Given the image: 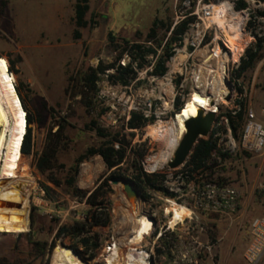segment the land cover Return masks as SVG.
Listing matches in <instances>:
<instances>
[{
    "label": "rangeland",
    "instance_id": "rangeland-1",
    "mask_svg": "<svg viewBox=\"0 0 264 264\" xmlns=\"http://www.w3.org/2000/svg\"><path fill=\"white\" fill-rule=\"evenodd\" d=\"M198 1L89 0L85 14L87 25L80 29V37L74 38L76 0H0V56L11 64L9 73L24 101L25 118L29 112L33 120L31 151L23 155L21 162L27 169L19 172L22 175L16 180H0V257L16 264H54V248L62 246L72 251V244L80 246L68 236L57 237L56 232L61 224L82 221L88 209L79 195L87 194L79 181L88 175L83 172L85 165L81 170L80 165L93 163L100 157L96 153L79 162L76 159L87 148H98L103 142L88 126L91 121L111 134H125L137 151L146 148L141 162L143 170L162 175L159 180L162 189L144 186L138 198L130 197L123 181L110 180L106 193L110 223L93 229L100 240L95 257L82 259L75 254L77 258L87 264L101 263L106 255L102 253L104 242L113 234L120 237L123 231L121 211L131 210L128 204L137 199L143 202L145 213L155 214L162 222L168 221V217H164L168 206L164 189L171 186V177L184 171V165L177 169L164 165L155 170L150 168L152 161L167 147V138L150 127L157 122L166 124L173 118L175 100L179 98V104L183 105L193 87L197 51L204 46H214V25L199 32L200 26L206 23V18L201 20V8L207 0ZM212 1L217 4H211L210 8L226 3ZM230 1L235 7L238 0ZM244 1L246 7L234 10L238 13L233 11L236 17L221 30L217 39L219 49L229 56L227 79L232 83L231 98L220 103L217 121L227 116L228 111L239 110L242 102L243 114L244 109L250 107L264 123V42L253 66L237 75L245 50L255 44L264 29V2ZM186 15H194L195 19L181 43L174 44V54L166 61L167 71L163 76L150 74L154 63L150 55V62L137 69V78L130 85L110 84L103 76L98 81L99 90L91 112L85 110L79 96L72 95L73 77L80 70L96 65L99 60L113 61L125 48L126 41L129 44L144 42L155 17L163 21L156 39H166L169 36L166 26H173ZM177 54L182 57L171 65ZM129 58L123 51L121 62ZM167 81L173 87L170 99L161 85ZM131 111L142 112L148 118L145 125L127 128ZM63 120L66 122L62 131L64 138L57 145L52 167L40 172L36 161L47 144V133L50 129L56 131L58 122ZM217 128L220 135L215 137L214 153L219 155V150H226L229 156L220 163L212 157L209 164L215 171L217 183L236 188V209L231 214L192 209L191 219L183 228L174 227L169 241L164 240L165 245L152 237L142 244L149 254V264H249L244 252L251 240V222L264 215V151L256 154L242 149L240 126L233 130L229 122H219ZM102 164L104 169L91 186L93 189L109 173L105 163ZM122 167L126 168L127 163ZM30 176L32 189L31 182L28 189L23 180ZM71 176L73 183L69 186L66 180ZM187 201L190 200L187 198ZM31 242L37 245L34 247ZM38 251L42 254L36 256ZM255 264H264V248Z\"/></svg>",
    "mask_w": 264,
    "mask_h": 264
},
{
    "label": "trees",
    "instance_id": "trees-1",
    "mask_svg": "<svg viewBox=\"0 0 264 264\" xmlns=\"http://www.w3.org/2000/svg\"><path fill=\"white\" fill-rule=\"evenodd\" d=\"M258 1L264 2V0ZM88 2L89 0H76L75 2L74 38H79L80 29L87 25L85 14L89 8ZM245 7L246 2L244 0H238L236 2V10ZM194 19V15H186L173 26H171V24L166 26V31L169 32V36L166 37V39H156L157 29L163 26V21L159 18H154L151 26L148 28L144 42H133L129 44V42L126 41L125 48L119 52L113 61L105 63L99 60L96 65H89L85 70H80L73 77L72 95L79 96L80 102L85 107V110L91 112L99 90L97 84L103 76L110 84H120L123 86L130 85L137 78V69L142 68L144 64L150 62L148 60V56L150 55L153 56L154 59L150 74L158 77L163 76L167 71L165 63L174 54V44L179 45L181 43L182 36L185 34L190 24L193 23ZM109 38L113 41L114 37L110 34ZM263 42V38H258L253 46H250L245 50V54L241 57L237 70L238 76L251 68L254 62L259 58L263 48ZM226 45L229 47L228 44ZM123 51H126L130 58L128 61L122 63L121 59ZM8 65L9 70H11V64L9 63ZM15 89L18 93L21 104L25 107L19 89L16 87ZM174 105L177 112L182 106V104H179V98L175 100ZM231 111H234L235 113L232 114ZM227 118L232 129L236 130L241 125L243 119V103L240 102L239 110L234 109L228 111ZM147 120L148 118L142 112L131 111L130 118L126 122V127L130 129L139 128L145 125ZM32 122L33 120L30 117L29 112H27L26 131L22 138L20 156L16 166L17 177L22 175V173L20 174L19 172L27 169L21 162L23 155H27L31 151L32 137L30 124ZM65 123L64 120L63 122H58V128L56 131L52 132V129L48 131L47 144L36 161V167L40 172L51 169L57 145L64 138L62 131L66 125ZM88 126L94 130L98 136L103 138V142L98 148H87L83 154L78 156L76 161L79 162L83 158L97 153L102 157L109 173L89 194H79L73 189L77 195L79 194L80 197L84 199V203L88 206V209L84 214V219L82 221H75L72 224H61L56 232L57 237L68 236L80 244V246L72 244L70 248L82 259H93L95 257V250L100 245L99 237L93 229L95 227H105L110 223V213L106 197L110 180H127L139 192L144 186H149L154 189H162V186L159 184L162 175L158 173L148 174L143 170L141 162L145 156L146 148L142 147L137 151L134 146L130 145L125 134H120L119 132L111 134L96 125L94 121H91ZM216 145V138L213 137V132L208 138L200 139L194 146L192 153L183 166L184 172H187V175L193 177V174H200L205 170H209V175H213L215 171L209 163L212 158V153L216 150ZM218 153L222 160H225L229 156L225 151L219 150ZM124 163H127L126 168L122 167ZM129 169H131V172L128 173L127 171ZM66 183L69 186H72L73 177H69L66 180ZM32 187L33 183L31 177V189ZM31 243L34 247L37 245V242ZM51 245L53 246V244ZM157 251L159 252L160 250ZM41 254L42 252L38 251L35 255L39 256ZM0 264L16 263L7 260L4 257H0Z\"/></svg>",
    "mask_w": 264,
    "mask_h": 264
},
{
    "label": "bare ground",
    "instance_id": "bare-ground-1",
    "mask_svg": "<svg viewBox=\"0 0 264 264\" xmlns=\"http://www.w3.org/2000/svg\"><path fill=\"white\" fill-rule=\"evenodd\" d=\"M224 2L226 3L215 5L212 8H210L211 5L207 7L206 23L204 22L205 24L200 26L201 30L199 32H202L208 26L211 27L210 25H214L216 37L212 48L204 46L197 51L198 64L193 72V87L188 98L181 108L174 113L170 121L166 124L157 122L152 125L153 127H150V130H155L156 134H163L167 138V147L158 154L156 159L151 160L152 163L150 161L152 170L161 168L172 158L174 150L185 132L184 121L187 118L196 116L200 110L203 112L217 110L216 106L220 105L229 94L227 83L229 56L219 49L217 39L221 30L229 26L236 17L235 13L238 12L233 10L231 3ZM199 32L197 35H199ZM181 57V54L174 56L171 65ZM161 85L166 96L170 99L173 94L172 85L169 81L162 82ZM213 101L215 105L211 106ZM25 131V111L13 84V78L9 73L8 63L3 56H0V180L17 179L16 166ZM84 165L83 172L88 175L79 181V186L82 188L91 186L92 182L104 169L99 158H95L93 163H85ZM30 179L31 177H23L28 189ZM126 190L130 194L129 196L132 197L128 186ZM121 200L127 203L125 198L121 197ZM128 205L131 210L121 211L120 219L123 231L118 244L115 245L111 253H105V259L98 264H149L147 252L141 248V244L145 242L146 236L150 234L153 227L143 210L144 204L141 200L137 199L135 203ZM166 212L171 213L169 217L170 226L185 217H189L192 213L189 208L173 201H168ZM122 246L126 247L125 251L122 250ZM132 251H135L136 254ZM76 255L68 248L56 247L54 248V264H87L77 258Z\"/></svg>",
    "mask_w": 264,
    "mask_h": 264
},
{
    "label": "built area",
    "instance_id": "built-area-1",
    "mask_svg": "<svg viewBox=\"0 0 264 264\" xmlns=\"http://www.w3.org/2000/svg\"><path fill=\"white\" fill-rule=\"evenodd\" d=\"M203 0H199L201 2ZM231 3L233 10L236 11L234 3L230 0H223ZM211 4H217L212 0H207L201 8V20L203 21L205 16L208 15L207 7ZM241 12V11H240ZM245 25V24H244ZM209 27L205 28L207 30ZM244 30V29H243ZM204 32V30L202 31ZM259 38L264 39V29L261 34L258 35ZM225 47H228L224 41H222ZM224 46L222 48H224ZM229 49V47H228ZM234 114V111H231ZM219 122H228L227 116H221L213 127V137H218L219 130L217 128ZM239 143L242 149L259 154L264 151V124L259 121L256 117L254 110L250 107L244 109L243 119L239 129ZM225 151L226 150H222ZM212 157L215 158L217 163L221 162L220 155L212 153ZM171 186L168 189H164L166 194H164V200L173 201L178 204H182L189 208L193 213L192 209H208L214 212L231 214L236 209L238 192L236 188L230 185H222L217 183L215 173L209 175L206 171L200 174H193V177L187 175V172H180L174 178L171 177ZM188 200L190 201H187ZM146 216L151 222L153 229L150 234L146 236V240L152 237V240H162L164 245L165 241H169L170 233L173 231L174 227L178 226L183 228L185 222L187 223L191 219L189 217L183 218L181 221L177 222L173 226L169 225V217L171 213L164 210V217H168V221L162 222L156 217L155 214H147ZM251 240L248 247L244 252V258L249 264H255L264 248V215L255 218L251 222ZM118 235H111L102 246V253H111L113 248L119 241ZM145 240V241H146ZM154 243V241H153ZM143 244V243H142ZM141 244V248L146 251ZM124 251L125 246H122ZM147 252V251H146ZM132 253L136 254L135 251ZM149 254L147 252V259ZM103 259H105L103 257Z\"/></svg>",
    "mask_w": 264,
    "mask_h": 264
},
{
    "label": "water",
    "instance_id": "water-1",
    "mask_svg": "<svg viewBox=\"0 0 264 264\" xmlns=\"http://www.w3.org/2000/svg\"><path fill=\"white\" fill-rule=\"evenodd\" d=\"M227 83L229 86V94L225 97V100L229 101L231 98L232 83L228 79H227ZM214 105L215 102L214 101L211 102V106ZM216 107L217 110H208L205 112L200 110L196 116L189 117L184 121L185 132L182 135L181 139L179 140L174 150L172 158H170V160L166 162L164 167H167L168 169H177L183 166L185 162L188 160L197 142L202 138H208L212 134L214 124L217 121V112L220 109V105L218 104ZM99 157L102 160V162H104L100 155ZM83 165L84 164L80 165V170L82 169ZM97 178L94 180V182H92V185L95 183ZM117 181L118 180H113V182H117ZM123 183L125 190L126 187L128 186L131 191V194L136 196L137 198L139 197L140 195L139 191L129 181L124 180ZM91 186H88L82 190L84 192H87V194H89L93 190ZM128 195L130 194L128 193Z\"/></svg>",
    "mask_w": 264,
    "mask_h": 264
},
{
    "label": "crops",
    "instance_id": "crops-1",
    "mask_svg": "<svg viewBox=\"0 0 264 264\" xmlns=\"http://www.w3.org/2000/svg\"><path fill=\"white\" fill-rule=\"evenodd\" d=\"M155 18H156V17H155ZM153 20H154V19H153ZM153 20H152V21H153ZM256 117H257V116H256ZM257 119H258V117H257ZM258 120L261 121L260 119H258ZM261 122H262V121H261ZM262 123H263V122H262ZM263 124H264V123H263ZM226 152H227V151H226ZM221 161H222V159H221ZM214 173H215V172H214Z\"/></svg>",
    "mask_w": 264,
    "mask_h": 264
}]
</instances>
